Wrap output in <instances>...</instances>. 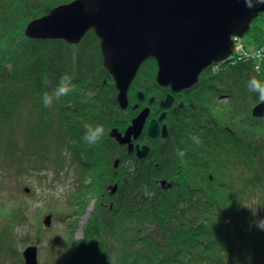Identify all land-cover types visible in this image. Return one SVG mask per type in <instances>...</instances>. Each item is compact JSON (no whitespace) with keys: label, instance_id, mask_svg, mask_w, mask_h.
<instances>
[{"label":"trees","instance_id":"obj_1","mask_svg":"<svg viewBox=\"0 0 264 264\" xmlns=\"http://www.w3.org/2000/svg\"><path fill=\"white\" fill-rule=\"evenodd\" d=\"M73 1L0 0V176L15 180L11 191L0 181V218L9 221L7 240L14 239L10 234L20 223L17 219L28 214L16 174L40 172L53 162L57 172L71 166L75 174L65 199L43 208V213L62 215L56 223L71 218L48 244L51 259L58 255L61 264H234L240 258L242 264H260L264 230L255 221L264 218V119L251 116L261 101L246 84L251 75L264 81V66L255 73L252 61H241L237 50L204 70L197 84L179 96L187 111L167 116L166 138L143 134L148 154L138 160L109 132L123 133L119 124L137 116L133 106L138 93L154 99L150 117L157 118V103L166 93L155 81L156 62L148 59L140 66L127 93L125 114L92 30L77 45L25 35L30 22ZM258 17L244 33L252 48L264 44V28L258 24L264 17ZM65 73L75 77L77 90L53 107H43L42 93L51 91L50 85ZM88 91L95 96L84 103L81 93ZM86 124L105 128L95 146L81 139ZM193 135L201 138L199 146ZM177 150L185 151L183 159ZM161 181L170 189H162ZM115 184V194H106ZM91 197L95 205L77 243L76 222ZM245 206L255 210V218ZM33 227L44 230L39 222ZM237 246L243 253L231 260Z\"/></svg>","mask_w":264,"mask_h":264},{"label":"water","instance_id":"obj_2","mask_svg":"<svg viewBox=\"0 0 264 264\" xmlns=\"http://www.w3.org/2000/svg\"><path fill=\"white\" fill-rule=\"evenodd\" d=\"M260 14H264V4L248 9L243 0H75L30 22L25 35L31 40H62L77 45L93 29L100 39L104 66L115 83L117 103L126 109L129 87L146 60L156 62L158 86L169 87L174 94L190 89L203 70L232 56L234 41ZM137 96L143 98L142 93ZM172 101L173 96L168 95L160 107L168 109ZM177 112L178 108L174 109ZM148 115V108L142 110L123 135L112 131L110 138L128 145L131 152L130 138H138ZM251 116L264 119V102L253 107ZM164 117L165 113L149 122L151 139L159 135ZM166 136L163 126L161 137ZM147 153L148 147H142L136 156L143 159ZM160 187L167 189L170 184L161 181ZM108 190L112 196L117 186ZM42 223L48 228L50 216ZM36 252V247L28 246L22 253L23 264H38Z\"/></svg>","mask_w":264,"mask_h":264},{"label":"rangeland","instance_id":"obj_3","mask_svg":"<svg viewBox=\"0 0 264 264\" xmlns=\"http://www.w3.org/2000/svg\"><path fill=\"white\" fill-rule=\"evenodd\" d=\"M262 17H264V14H260V17L258 18H262ZM263 21L264 20L258 22V24L261 26L262 29L264 28ZM252 23L253 21L250 23L249 29L254 27L255 23L253 24ZM250 42L251 41L249 36L244 35L243 37L238 39L235 42L236 50L234 49V54H236L237 50H241V47L243 46H246V48L247 47L252 48ZM261 48H264V44L262 45ZM252 63L254 66L255 62L252 61ZM213 71L217 73L218 70L217 68H215L213 69ZM137 101H139L138 96H137ZM144 101H146V99H144ZM127 109H129V107H127ZM127 109L120 108L122 113L124 112L125 114ZM130 124H131L130 122L125 120L119 125L122 127V129H124L125 132L126 131L125 126H128ZM112 131H116L117 133H120L116 129H112L110 132ZM110 132H109V137H110ZM64 157L67 158L69 157V155H65ZM47 165L48 166L43 167V169L40 172L31 171L30 173L16 174L19 177L17 178V180L18 179L20 180V185H19L20 191L18 195L19 197L23 198L25 202H27L26 208L28 212L26 211L25 212L28 214L24 219L23 218L21 220L20 218L17 219V221H20V223L16 224V226L13 227V230H11L10 235L14 238L13 241L11 242L8 241L6 238V234L9 231V224H8L9 221L8 219L6 221L0 218V250H1L0 264H21L23 260L22 253L28 246L36 247L37 249L36 259L38 264H49V263L61 264L58 255L56 259L55 258L51 259L48 253V244L49 241L51 240L55 241V235L60 236L62 234V230H65L67 228L68 224L71 221V218H68V220L65 221V223L63 222L56 223V220L63 218L62 215H60L59 212L51 211L49 208L48 210H50L49 211L50 213H46V212L43 213V208L44 205L49 201L59 203V201H62V198L65 199L67 195V191L69 190V187L73 183L75 174H74V168L71 166L63 168L62 170L57 172L53 162H49ZM117 167H118V162H117ZM117 167L115 168L113 166L114 170H116ZM230 169L232 170V166ZM0 181L3 182L4 190L10 189L11 191L12 190L11 186L13 187V183L15 185L14 182L15 180L13 181V178H10L9 176L4 178L0 176ZM114 186L117 185L115 184L109 187H114ZM109 187L105 189L106 194L108 195H109V190H108ZM27 189L28 192L26 193L25 190ZM168 189H170V187L164 190H168ZM94 205H95V199L93 197L89 198L88 207L85 210V214L82 215V217H79L78 221L76 222V228L73 233L74 240L77 241L81 239L83 227L87 219L89 218V215L91 214ZM47 216H50V226L48 228H45V226H43L42 221ZM37 222H39L41 229L44 230H40V231L34 230L33 225L36 224ZM241 252L243 253L241 248L237 246L234 253L231 256V260H236L238 256L241 255ZM234 264H242L241 258L239 259V261H235ZM260 264H264V259L263 261L260 262Z\"/></svg>","mask_w":264,"mask_h":264},{"label":"clouds","instance_id":"obj_4","mask_svg":"<svg viewBox=\"0 0 264 264\" xmlns=\"http://www.w3.org/2000/svg\"><path fill=\"white\" fill-rule=\"evenodd\" d=\"M245 6L248 9H252L259 4H264V0H243ZM241 61L247 63L253 61L254 71L259 74L261 72L262 66H264V48H248L244 49L241 47ZM75 77L67 73L62 74L55 85H50L51 91H45L41 95V103L45 108L53 107L54 103L59 101L62 97L69 95L72 92H75L76 86L74 84ZM47 83V82H46ZM246 87L249 92L255 93L258 96V99L261 102H264V81L258 79L257 75H251L247 80ZM82 102L89 103L95 96V93L92 91L82 92ZM105 136V128L101 124H86L84 126L83 135L81 137L82 141L90 146H95L101 142L102 138ZM193 144L199 146L201 144V138L199 136H192ZM176 155L183 159L186 155L185 151L177 150ZM250 210L253 208L245 206ZM260 207L256 206L255 210ZM255 210H253V215H255ZM255 226L264 230V218L258 219L255 221ZM79 241H77L78 243Z\"/></svg>","mask_w":264,"mask_h":264},{"label":"flooded vegetation","instance_id":"obj_5","mask_svg":"<svg viewBox=\"0 0 264 264\" xmlns=\"http://www.w3.org/2000/svg\"><path fill=\"white\" fill-rule=\"evenodd\" d=\"M221 63V62H220ZM214 64H219V63H213L212 65H210L208 68H210L211 66H213ZM208 68H206V69H208ZM205 69V70H206ZM204 71V70H203ZM202 71V72H203ZM201 72V73H202ZM201 73H200V75H201ZM199 75V76H200ZM198 79H199V77H198ZM197 84V83H196ZM195 84V85H196ZM195 85H193L190 89H192ZM162 88V87H161ZM162 89H164L165 90V97L162 99V100H159L158 101V103H157V111H158V116H157V118H151L150 116H151V108H153L154 107V105H155V103H154V99L153 98H149L148 100H146L147 102H146V104L147 105H145V106H143L142 108H140V103H142L143 101H144V99L145 98H143L142 100H139L138 102H137V104L136 105H134L133 106V109H135V110H137L138 109V115H139V113L142 111V110H144V109H146V108H148L149 109V115H148V117H147V119H146V126H147V128H148V125H149V122L151 121V120H158V118L163 114V113H165V117H164V119L159 123V127H160V132H159V137H157L158 139H160V135H161V127L162 126H164L165 128H166V131H167V127H166V119H167V116L169 115V113H172V114H174V115H176V116H182L184 113H185V111H187V110H185V105L183 104V102L181 101V100H179L180 99V97L179 96H181L182 94H183V92L184 91H187V90H189V89H187V90H184V91H181L180 93H172L171 92V90H170V88L169 87H167V88H162ZM138 95V94H137ZM168 95H171V96H173V101H172V103H171V106L168 108V109H164V108H162V107H160V103H161V101L163 102V101H165L166 100V98H167V96ZM127 102H128V100H127ZM180 105H181V108H180ZM151 106V107H150ZM190 106H192L191 107V109H193L194 108V105L192 104V105H190ZM127 107H129V103L127 104ZM140 108V109H139ZM176 108H178V112L177 113H174V109H176ZM127 109V108H126ZM137 115V116H138ZM136 116V117H137ZM135 117V118H136ZM131 123V122H130ZM124 133V132H123ZM122 133V134H123ZM143 134H147V136H148V130L146 129V128H143V130H142V132L140 133V135L138 136V138L136 139V140H134L133 142H132V145H133V149H132V152L131 153H129V155H131V156H133V157H135L136 159H138L137 158V156H136V153H137V149H141L142 147H144V146H146V144H143ZM149 137V136H148ZM150 138V137H149ZM156 139V138H155ZM165 139V138H164ZM164 139H160V141L161 140H164ZM114 140V139H113ZM114 142L119 146V147H121V148H123L125 151H126V153L128 154V152H127V150H128V145H120V144H118L115 140H114ZM161 144V143H160ZM146 158V157H145ZM142 160V159H141Z\"/></svg>","mask_w":264,"mask_h":264},{"label":"bare ground","instance_id":"obj_6","mask_svg":"<svg viewBox=\"0 0 264 264\" xmlns=\"http://www.w3.org/2000/svg\"><path fill=\"white\" fill-rule=\"evenodd\" d=\"M90 30H92V31L94 32V30H93V29H90ZM88 31H89V30H88ZM88 31H87V32H88ZM94 34H95V32H94ZM95 36H96V34H95ZM83 37H84V36H83ZM83 37H82V38H83ZM96 37H97V36H96ZM98 40L100 41V39H98ZM80 41H81V40H80ZM157 72H158V68H157V65H156V74H157ZM118 104H119V103H118ZM170 106H171V105H170ZM137 115H138V114H137ZM134 119H135V118H134ZM134 119H133V120H134ZM130 126H131V124H130V125H128V126L126 127V130H127V129H128ZM143 128H146V129L148 130V128H147V126H146V122H145V125H144V127H143ZM166 133H167V131H166ZM120 134H122V133H120ZM123 134H124V133H123ZM123 134H122V135H123ZM157 137H159V135H158ZM157 137H156V139H158ZM130 139H131V141H130V145L132 146V149H133L132 142H133L134 140H133V138H132V137H131ZM154 139H155V138H154ZM160 139H164V138H162V137H161V135H160ZM127 152H128V154H129V153H131L132 151H131V152H129V151L127 150ZM143 159H144V158H143ZM138 160H141V159H138ZM115 161H118V162H119V160H118V159H115Z\"/></svg>","mask_w":264,"mask_h":264}]
</instances>
